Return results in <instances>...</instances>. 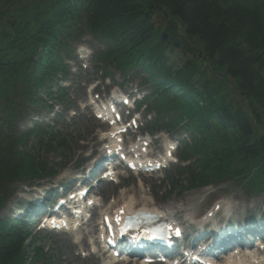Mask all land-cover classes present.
Instances as JSON below:
<instances>
[{"label": "trees", "instance_id": "obj_1", "mask_svg": "<svg viewBox=\"0 0 264 264\" xmlns=\"http://www.w3.org/2000/svg\"><path fill=\"white\" fill-rule=\"evenodd\" d=\"M0 9V210L14 182L58 172L43 151L63 153L72 144L50 125L12 133L23 114L13 107L10 89L20 93L16 85L26 87L21 96L43 105L39 94L52 97L54 75L66 73L55 65L59 50L84 25L105 44L103 61L124 74L140 69L147 75L148 108L156 111L149 129L190 134L191 143L179 151L189 163L168 176L171 187L232 181L264 195V0H0ZM159 20L171 33L183 27L202 47L183 38L181 51L192 58L177 65L170 42L161 39ZM200 63L221 70L222 83L233 78L243 104L221 92ZM30 235L25 222L0 216V264H49V253Z\"/></svg>", "mask_w": 264, "mask_h": 264}, {"label": "rangeland", "instance_id": "obj_2", "mask_svg": "<svg viewBox=\"0 0 264 264\" xmlns=\"http://www.w3.org/2000/svg\"><path fill=\"white\" fill-rule=\"evenodd\" d=\"M157 25L159 28L164 26L160 20ZM175 27L176 34L180 35L181 39L185 38L198 49L202 47L201 44L197 42V40L189 39L185 36L183 27ZM82 44L89 45L93 49H100V44L91 37L81 38L76 42V44H74V48H77ZM180 50L181 49H175L174 53L172 54V60L179 66L186 61L187 57L192 58V56L184 55ZM75 60L69 61L72 67V74H70L65 80V85H68L66 90L68 96L74 98L76 104H74V107H72L69 111H66L63 105H56V100L50 101L57 107L55 112H61L63 115L62 118L57 119V127L67 129V131L71 133L73 132L72 134L74 135V138L79 140V142L74 144V146H72L70 149L64 151L63 156L70 158L68 161L69 164L55 179V183H65V180L72 177L75 173L87 171V169L92 165L94 158L99 155V152H101L100 150H102V147L105 143V141L102 140L104 135L103 132L108 131L107 129H103V127L106 125H103L98 119H94L92 113L93 104H90V99L97 102V95L94 93L91 94L92 87L99 84V82H101V85L103 86L106 81L102 82L100 80L101 71L99 69H95L93 61L92 65L90 62H88V68L84 69L81 68L79 62ZM200 65H202V63H200ZM201 67L207 69L210 78L214 79L215 86H217L218 89H221V92L229 94L243 104V101L240 99L237 91L235 90V80L233 78L227 77L225 78L224 83H222L223 79L219 78L221 76V70L216 69L211 64L208 66L204 64ZM109 69L113 73L116 81L121 82L123 80V77L120 76L119 71L115 70L114 67H110ZM108 81L112 83L111 79H108L107 82ZM126 85V87H130V89L142 87L140 84V79L129 81ZM111 90H114V88L112 87ZM100 96L102 97L101 94ZM55 112L45 111L37 121L43 124L44 122L52 124V122L56 120V116L54 114ZM31 114H34V112H31L27 115L25 125L28 124L27 120ZM64 120H66L67 128L64 125ZM25 125L22 127H26ZM256 130L258 133L263 132L261 126L258 123ZM137 134L138 133H133L129 135V138L135 140ZM179 137L182 139L183 136L178 134L170 135L165 131L157 133L154 135V137H152L155 147L151 151L150 155L154 156L161 152L163 150L162 145L167 141H173L178 144L180 139ZM185 139L188 140L187 137H185ZM41 154L42 156L46 155L49 161L62 160L60 152L58 153L56 150H53V153L43 151ZM74 154L76 155L75 157ZM56 155H58L59 158L53 159ZM77 156H79V158H77ZM76 159L83 160L84 162L87 161V163L80 165ZM123 171L124 170L121 172L120 178H115L116 182H110L107 184L98 183L100 186L97 190L99 191V197H101V203L104 206L109 204V206H111L109 209L110 211L118 207L123 202L131 201L134 207L142 205L160 207L164 210H167L169 213H173L175 215L177 214L181 219L190 217L192 214L195 217L202 216L204 218L214 203L223 200L222 198H225L226 201H223H225V203L229 201L230 205L234 207L232 210L238 211L236 218L239 217L242 219L244 214L241 212L245 207L248 208L246 212L248 214H251L253 211L264 212V197L262 195L248 196L240 185L235 184L232 181L221 183L217 187H204L186 191L174 190L172 191L171 197L166 199L164 196V191L165 188L169 189L170 187L166 183L161 182L164 171L158 170L154 174L139 175H134L129 172L124 173ZM95 173L97 174V171H95ZM49 182L50 181L43 180L36 184V187L33 188L24 187L22 182H16L14 184V189H16V191L2 209L1 215L10 217L21 216V208L25 205V199L27 197H34L36 193H38L37 189L44 185H49ZM11 194L12 190L8 195L10 196ZM251 206L255 209H250L249 207ZM96 212H99V210ZM92 217H94V215ZM97 222L98 218H95L91 225H83V230L80 228L77 231L78 233L71 231L53 233L44 231L41 232L37 226V223L34 221L32 222L30 230L37 234V238H42L41 241H38L39 244L43 245L46 249L48 247L54 248L52 251L54 261H52L51 264H101L103 259H100L99 255H90L89 257H86V254L89 253L90 243L89 236H86L85 239V235L94 224L96 225L95 228L97 230L99 229Z\"/></svg>", "mask_w": 264, "mask_h": 264}, {"label": "bare ground", "instance_id": "obj_3", "mask_svg": "<svg viewBox=\"0 0 264 264\" xmlns=\"http://www.w3.org/2000/svg\"><path fill=\"white\" fill-rule=\"evenodd\" d=\"M115 137L116 132L112 131L108 133V137ZM133 209V204L131 201L129 202H123L120 204V206L117 207L116 210H114V216L117 217L119 214L125 215L129 213V211ZM171 215V214H170ZM63 219H61L62 221ZM97 239L100 241L101 237L100 234L98 235ZM108 263H111L112 261H107ZM264 263V259H261L258 257V255L252 251L247 252H241V253H231L228 256L227 263L226 264H262Z\"/></svg>", "mask_w": 264, "mask_h": 264}, {"label": "water", "instance_id": "obj_4", "mask_svg": "<svg viewBox=\"0 0 264 264\" xmlns=\"http://www.w3.org/2000/svg\"><path fill=\"white\" fill-rule=\"evenodd\" d=\"M162 38L163 39H169L174 47H180L181 46V40L179 39V37L177 35H175V36L170 35V33L167 30H165L162 33Z\"/></svg>", "mask_w": 264, "mask_h": 264}]
</instances>
